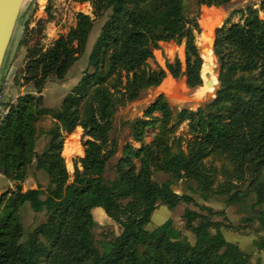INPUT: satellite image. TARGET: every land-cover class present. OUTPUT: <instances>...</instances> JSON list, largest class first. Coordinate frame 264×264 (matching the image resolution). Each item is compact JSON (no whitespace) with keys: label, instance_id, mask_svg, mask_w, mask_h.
<instances>
[{"label":"trees","instance_id":"trees-1","mask_svg":"<svg viewBox=\"0 0 264 264\" xmlns=\"http://www.w3.org/2000/svg\"><path fill=\"white\" fill-rule=\"evenodd\" d=\"M232 1L76 0L90 4L91 15L78 13L75 26L48 47L43 40L54 18L52 3L46 18L32 29L26 25L33 36L20 42L26 48L21 79L32 91L0 102L9 109L0 125V175L15 183L0 196V264H264L252 262L250 254L227 240L225 224L213 220L227 219L224 210L187 207L184 231L193 241L172 219L150 228L160 206L171 211L182 203L198 206L194 195L204 202L220 199L227 207L251 201L255 215L242 220L244 228L255 222L264 228V0L237 11L239 22L229 18L216 29L215 97L197 110H174L159 95L142 117L125 123L132 142L122 148L115 179H105L119 153L113 137L119 111L168 76L185 77L191 90L203 87L197 41L201 9ZM103 19L88 65L64 98L62 111L45 106L47 83L66 80ZM169 41L186 43L184 62L176 57L165 68H154L153 50ZM184 124L190 138L178 134ZM77 128L83 130L84 156L75 160L71 175L63 151L66 137ZM31 167L47 175L46 190L24 192ZM157 173L169 179L159 183ZM179 182L193 195L179 194L174 189ZM26 204L46 214L32 231L20 216ZM98 207L121 226L120 235L96 239L92 212ZM256 246L264 251V237Z\"/></svg>","mask_w":264,"mask_h":264},{"label":"rangeland","instance_id":"rangeland-1","mask_svg":"<svg viewBox=\"0 0 264 264\" xmlns=\"http://www.w3.org/2000/svg\"><path fill=\"white\" fill-rule=\"evenodd\" d=\"M261 0H233L229 5L223 8H202L200 16V24L202 27V33L198 36L197 41L200 50L205 47H210L208 53L203 55V87L191 90L186 85V78L181 77L179 79H174L168 76L167 79L157 88H151L142 93L139 99L133 102H129L127 106L120 110L116 117V130L113 137L119 142V153L118 155L108 164L107 171L105 173V179L112 181L116 177L115 166L122 155V148L125 144L132 142L131 131L125 125L126 122L132 121L138 117H142L144 110L147 106L152 103L159 95L164 94L169 101L170 105L174 110L180 109H191L197 110L201 105L215 97L216 91L218 89V63L216 57L212 51L215 41L216 29L221 27L227 19L231 18L234 22H239L241 20L240 14H235L237 11L245 9L249 5L258 6ZM52 3L53 6V16L54 18L49 22L44 30V45L48 47L52 45L54 40H56L61 34L66 33L71 27L76 24V15L80 12L91 15L92 7L90 4H80L76 0H29L26 8L24 9L23 15L19 21L18 28L14 34L13 41L11 43L6 63L2 72L0 80V89L2 93L3 103L14 102L17 97L24 95L32 91L31 87L24 86L21 79V72L25 65L26 58V48L25 46L20 47V42H28L31 40L33 34L25 30L26 25L30 29L37 25L39 19L47 17L46 8ZM210 11V12H209ZM207 12L212 17L216 18L215 27L213 29V41L209 45H204L203 40L208 36V30L205 27V18ZM235 14V15H234ZM104 19L99 21L90 35L89 42L87 45L86 54L84 57L77 62L70 70L65 81H59L57 79L50 80L44 90V103L45 106L53 108L56 111H62L63 100L66 95L75 87L80 81L85 68L88 65L89 54L96 42V39L100 33ZM202 42V43H201ZM202 44L204 47H202ZM155 55V60L151 61L150 64L154 67L165 68L166 61L169 60L173 62L176 57H179L183 62L185 60V46L184 44L179 45L175 41L164 42L160 44V49L153 50ZM213 54V55H212ZM212 55L214 58V65L209 66L205 58ZM216 63V64H215ZM213 69V70H212ZM209 74H205V72ZM207 76V77H205ZM207 78V79H206ZM168 80H172V83H167ZM213 84L209 86V92L207 95L202 97L201 91L206 87V84ZM171 85V86H168ZM171 87L175 88L174 94L185 98V101H179L173 99L167 93ZM50 121L45 124L48 125ZM179 135H184L190 138L188 135L187 124L182 125L179 130ZM83 140V130L82 128H77V130L70 136L66 137L63 156L66 159V164L68 171L72 175L74 173V162L79 157L84 156V147L82 145ZM149 141V140H148ZM45 141L41 140L37 146V151L42 152L44 148ZM169 179V176L163 173H157L154 175V180L162 183ZM48 186V177L43 171H38L34 167H31L28 173V177L22 187L24 192L30 189H37L42 187L46 190ZM15 189V183L8 181L5 177L0 175V196L1 194L8 190ZM174 189L179 194H189L193 195L192 192L187 189L183 182H179L174 185ZM198 206L187 205L185 203L180 204L176 209L169 210L167 206H160L159 209L155 211L152 217V224L150 228L152 230L156 229L159 225L165 223L167 220L172 219L176 228L185 232L186 235L190 237L193 241V235L190 232L184 231L185 221L183 215L187 207L201 211L199 206H209L216 211H225L227 214V219L220 216H214L213 220L216 222L224 223L222 231L224 232L228 241L238 244L243 251L251 255L252 262L254 263H264V251H259L256 246V241L259 237H264V228L260 229L257 222L246 229L243 219L245 217L254 216L252 209V202L249 201L244 205H236L227 207L224 202L220 199L212 198L208 202L200 200L197 195H194ZM20 216L23 225L27 231H32L35 227L42 224L46 220V214L35 213L29 204L24 205L21 208ZM95 227L93 229L95 237L98 241L103 240L104 237L109 235H120L122 232L121 226L110 219L106 214L100 212H94ZM230 226V227H227Z\"/></svg>","mask_w":264,"mask_h":264},{"label":"water","instance_id":"water-1","mask_svg":"<svg viewBox=\"0 0 264 264\" xmlns=\"http://www.w3.org/2000/svg\"><path fill=\"white\" fill-rule=\"evenodd\" d=\"M28 1L29 0H0V80L14 34L18 28L19 21L28 4ZM183 44L185 46L186 43L184 42ZM208 51V47L200 50L202 58L204 54L208 53ZM210 85L213 84L211 83L209 86ZM94 212H100L104 215L106 214L104 209L100 207L93 210V217Z\"/></svg>","mask_w":264,"mask_h":264},{"label":"bare ground","instance_id":"bare-ground-1","mask_svg":"<svg viewBox=\"0 0 264 264\" xmlns=\"http://www.w3.org/2000/svg\"><path fill=\"white\" fill-rule=\"evenodd\" d=\"M210 12V11H209ZM209 12H207V15H206V18H205V22H206V24H205V27L207 28V30H208V37L205 39V40H203L202 42H203V44L204 45H209L210 46V44H211V42L213 41V29H214V27H215V24H217L216 23V18L215 17H212L210 14H209ZM201 42V43H202ZM203 44H202V47H204L203 46ZM210 48V47H209ZM206 55V54H205ZM213 55V54H212ZM212 55H209V57H206L205 58V60H206V62L207 63H209V66H212V65H214V58H213V56ZM216 64V63H215ZM213 70V69H212ZM205 74H209L208 72H207V70H206V72H205ZM205 77H207V76H205ZM207 79V78H206ZM173 81L172 80H168L167 81V83H172ZM206 84V83H205ZM168 86H171V85H168ZM206 88L203 90V91H201V95H202V97L204 96V95H207L208 94V92H209V86H208V84H206V86H205ZM176 90H175V88L174 87H171L170 89H169V92L167 93L168 95H170L173 99H175V100H179V101H185V98H183V97H179V96H177V95H175L174 94V92H175Z\"/></svg>","mask_w":264,"mask_h":264},{"label":"built area","instance_id":"built-area-1","mask_svg":"<svg viewBox=\"0 0 264 264\" xmlns=\"http://www.w3.org/2000/svg\"><path fill=\"white\" fill-rule=\"evenodd\" d=\"M2 99L3 98H2V93L0 89V102L2 101ZM8 112H9V109L0 103V125L3 122L4 118L7 116Z\"/></svg>","mask_w":264,"mask_h":264},{"label":"crops","instance_id":"crops-1","mask_svg":"<svg viewBox=\"0 0 264 264\" xmlns=\"http://www.w3.org/2000/svg\"><path fill=\"white\" fill-rule=\"evenodd\" d=\"M203 8H207V7H203Z\"/></svg>","mask_w":264,"mask_h":264}]
</instances>
